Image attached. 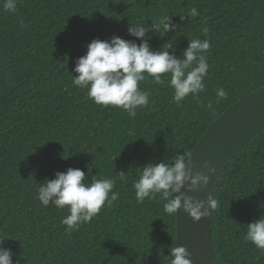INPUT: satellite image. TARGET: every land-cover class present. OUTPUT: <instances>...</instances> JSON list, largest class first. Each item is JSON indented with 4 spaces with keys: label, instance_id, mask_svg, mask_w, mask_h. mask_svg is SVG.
<instances>
[{
    "label": "trees",
    "instance_id": "1",
    "mask_svg": "<svg viewBox=\"0 0 264 264\" xmlns=\"http://www.w3.org/2000/svg\"><path fill=\"white\" fill-rule=\"evenodd\" d=\"M193 7L199 15L181 20ZM164 16L176 31L149 33L152 50L171 42L169 51L181 58L189 40L209 39L198 97L178 106L168 74L160 84L149 78L139 84L149 104L133 118L96 105L73 85L75 61L89 42L116 35L139 44L129 23L150 26ZM263 87L264 0H17L16 13L0 0V237L12 238L3 247L13 264H170L177 215L164 213L159 195L137 203L133 184L142 166L192 153L219 116ZM219 88L227 98L217 105ZM69 167L83 170L85 183L114 178L120 193L71 232L61 224L67 209L37 199L41 184ZM215 199L217 264H264V251L244 239L247 224L264 215V130L228 165Z\"/></svg>",
    "mask_w": 264,
    "mask_h": 264
},
{
    "label": "clouds",
    "instance_id": "2",
    "mask_svg": "<svg viewBox=\"0 0 264 264\" xmlns=\"http://www.w3.org/2000/svg\"><path fill=\"white\" fill-rule=\"evenodd\" d=\"M4 10L16 13L17 0H2ZM199 15L193 7L180 19H192ZM20 27H25L19 19ZM177 25L172 23L170 16H164L150 26L142 23L130 24L127 32L140 40L137 44L113 35L106 40L93 39L87 44L86 54L75 61L73 85L87 89V97L96 105L113 107L126 112L129 117L137 115V109L148 106L150 93L139 87L141 81L151 79L156 84L162 83L164 74H168V85L173 90V101L179 106L190 94L193 98L205 91L204 79L208 74L209 63L206 55L210 49L209 39L189 40L188 47L182 50L181 58H177L173 43L168 42L160 50H152L149 45V33L161 37L176 31ZM207 36L208 29H203ZM147 37V38H146ZM215 104L227 98L223 88L216 90ZM206 107L214 111L213 103ZM192 153L178 152L171 162L147 163L142 166L139 178L134 182L135 199L143 203L146 198L156 199L157 195L165 201L163 211L176 216L183 209L193 221H200L218 209L219 202L214 192L206 200H198L186 195L182 189L193 191L207 186L210 175L202 172L194 173L189 167ZM203 167L214 174L216 169L210 168L205 162ZM89 173L91 169L89 168ZM123 176V172H120ZM86 175L81 169L69 167L66 172L57 171L55 179H46L38 189L37 199L43 207L54 205L58 210L67 209L68 215L61 220L66 231L78 230L81 224L89 223L101 209L111 208L120 197L115 187L114 178L97 179L92 176L91 183H85ZM0 237V264H13L12 252L3 247L5 238ZM12 239V238H10ZM246 242L264 251V215L247 224ZM190 253L183 246L170 249V264H192Z\"/></svg>",
    "mask_w": 264,
    "mask_h": 264
},
{
    "label": "water",
    "instance_id": "3",
    "mask_svg": "<svg viewBox=\"0 0 264 264\" xmlns=\"http://www.w3.org/2000/svg\"><path fill=\"white\" fill-rule=\"evenodd\" d=\"M264 130V87L245 96L209 127L204 137L192 152L189 167L194 173L210 175V182L203 188L182 191L198 200H206L217 190L228 165L240 150L257 134ZM207 162L215 168L214 174L203 167ZM214 211V210H213ZM193 221L183 209L177 214L178 246H183L191 254L192 264H217L212 242V214Z\"/></svg>",
    "mask_w": 264,
    "mask_h": 264
}]
</instances>
